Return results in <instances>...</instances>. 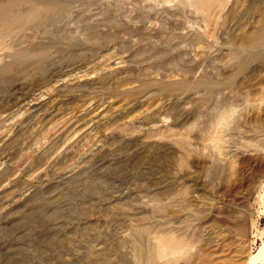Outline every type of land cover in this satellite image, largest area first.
I'll list each match as a JSON object with an SVG mask.
<instances>
[{
  "label": "rangeland",
  "instance_id": "obj_1",
  "mask_svg": "<svg viewBox=\"0 0 264 264\" xmlns=\"http://www.w3.org/2000/svg\"><path fill=\"white\" fill-rule=\"evenodd\" d=\"M0 9V264H264V0Z\"/></svg>",
  "mask_w": 264,
  "mask_h": 264
},
{
  "label": "bare ground",
  "instance_id": "obj_2",
  "mask_svg": "<svg viewBox=\"0 0 264 264\" xmlns=\"http://www.w3.org/2000/svg\"><path fill=\"white\" fill-rule=\"evenodd\" d=\"M3 8V7H2ZM5 9V8H4ZM1 11H2V9H0ZM4 19V18H3ZM7 21V20H6ZM12 21V20H11ZM13 23H15V22H13ZM5 24V23H4ZM6 27V26H5ZM6 29V28H5ZM15 29V28H14ZM6 31V30H5ZM16 32V31H15ZM13 36V35H12ZM11 36V37H12ZM7 37V36H6ZM5 38V37H4ZM10 38V37H9ZM3 39V38H2ZM0 41H1V39H0ZM2 42V41H1ZM252 258L253 259H259V260H261V259H264V238L262 239V242H261V244H260V246L258 247V249H257V252L256 253H254L253 255H252Z\"/></svg>",
  "mask_w": 264,
  "mask_h": 264
}]
</instances>
